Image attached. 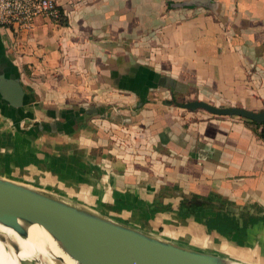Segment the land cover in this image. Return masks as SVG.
Instances as JSON below:
<instances>
[{"label": "crops", "instance_id": "obj_1", "mask_svg": "<svg viewBox=\"0 0 264 264\" xmlns=\"http://www.w3.org/2000/svg\"><path fill=\"white\" fill-rule=\"evenodd\" d=\"M55 1L66 25L38 18L31 31L0 28V51L36 96L20 126L63 123L64 110L101 113L81 121L87 125L74 135L34 138L18 132L0 104V176L143 231L201 249L216 245V254L264 264V222L229 242L154 202L157 190L177 186L264 208V141L255 127L237 117L185 115L167 105L170 99L158 101L169 93L166 86L147 93L142 83L152 89L157 74L189 99L194 94L216 107L263 111L264 0ZM140 99L148 100L141 108ZM134 111L136 119L129 115ZM123 127L138 132L123 135ZM126 143L133 147L126 150ZM149 210L156 214L148 217Z\"/></svg>", "mask_w": 264, "mask_h": 264}, {"label": "water", "instance_id": "obj_2", "mask_svg": "<svg viewBox=\"0 0 264 264\" xmlns=\"http://www.w3.org/2000/svg\"><path fill=\"white\" fill-rule=\"evenodd\" d=\"M152 76V82L155 83L152 89H149L148 80L142 81L145 83L147 93L158 90L159 86H165L168 81L157 74ZM142 98L146 99L147 95ZM32 103V96L26 92L21 82L18 66L6 56L5 49L2 48L0 104L9 108L13 115L10 116L13 126L18 132L34 138H38L40 134L69 135L76 122L84 121L86 116L101 113L96 108L80 110L72 117L65 116V123L58 120L40 121L29 129H23L20 126L24 118L23 110ZM173 104L174 101L169 100L167 105ZM142 106L140 103L139 107ZM176 106L191 112L202 110L212 116L237 117L264 124V110L252 112L240 107H216L201 100L176 103ZM16 113L19 115L18 118L15 117ZM194 203L202 205L208 202L197 200ZM0 225L14 231L23 240L29 238L30 227L35 225L41 227L60 251L76 264H248L143 231L64 196L1 176ZM13 244L20 251L18 244L15 242ZM53 262L63 264V260L58 257H54ZM21 264L43 262L33 257Z\"/></svg>", "mask_w": 264, "mask_h": 264}, {"label": "trees", "instance_id": "obj_3", "mask_svg": "<svg viewBox=\"0 0 264 264\" xmlns=\"http://www.w3.org/2000/svg\"><path fill=\"white\" fill-rule=\"evenodd\" d=\"M193 7L194 6L189 8ZM60 24L66 25L65 17ZM27 91L32 96L34 103L36 101L34 92L29 89H27ZM145 102V100L140 99V103L143 104ZM74 112L75 111L64 110L60 113V116L63 114L71 116ZM48 114L52 118H56L55 112H49ZM91 117L93 116L90 115L85 118L87 120ZM244 121L253 125L257 136L264 141V124H257L248 120ZM84 127L85 126L83 125L81 129ZM160 193L165 195L168 194L171 198L174 197L176 203L174 205L160 203L157 205L159 209L174 213L182 220L198 221L208 236L217 235L226 238L229 242H235V238H247L249 231L257 223L264 222L263 207L258 205L238 206L216 193H212L208 197H202L195 194H185L177 186H167L160 191ZM197 200L207 201L208 203L198 205L194 203V201Z\"/></svg>", "mask_w": 264, "mask_h": 264}, {"label": "bare ground", "instance_id": "obj_4", "mask_svg": "<svg viewBox=\"0 0 264 264\" xmlns=\"http://www.w3.org/2000/svg\"><path fill=\"white\" fill-rule=\"evenodd\" d=\"M17 243L20 251L14 246ZM39 258L43 264H54V257L61 258L63 264H76L64 255L52 238L39 226L29 228V238L21 239L14 231L0 225V264H21L31 258Z\"/></svg>", "mask_w": 264, "mask_h": 264}, {"label": "built area", "instance_id": "obj_5", "mask_svg": "<svg viewBox=\"0 0 264 264\" xmlns=\"http://www.w3.org/2000/svg\"><path fill=\"white\" fill-rule=\"evenodd\" d=\"M64 17L55 0H0V28L31 31L38 18L60 23Z\"/></svg>", "mask_w": 264, "mask_h": 264}, {"label": "rangeland", "instance_id": "obj_6", "mask_svg": "<svg viewBox=\"0 0 264 264\" xmlns=\"http://www.w3.org/2000/svg\"><path fill=\"white\" fill-rule=\"evenodd\" d=\"M162 96V97H161ZM171 97V92L169 91V93H167V95H161V94H158V96H157V99H158V101H161L163 98H166V99H170V100H172V98H170ZM194 100H197L196 98H195V96H194V94L192 95V96H190V99H189V97H186V96H181L180 94H178L177 93V98H176V100H175V102H174V104L172 105L173 107H176L179 111H182L185 115L188 113V112H191V111H189V110H185V109H181V108H179V107H177L176 106V103H182V104H184V103H187V102H189V101H194ZM244 109V108H243ZM136 111V110H135ZM133 112L132 114H134V115H132V114H129L130 115V118L133 116L135 119L137 118V116H136V112ZM199 111H202V110H198V111H196L195 113H197V112H199ZM199 113H201L202 115H207L208 116V113L207 112H205V111H202V112H199ZM214 118L216 119H221V117H217V116H214ZM118 124H123V125H125V127L127 128V126L128 125H126V124H131V123H118ZM30 125L27 123V124H25V126H24V128H28ZM125 127H123V130L121 131L122 132V134L123 135H129V136H132V134L131 133H135V132H138V131H135L134 129V131L133 132H129V129L127 130ZM115 129H117V128H115ZM111 131H113V130H111ZM127 144V149L126 150H129V149H131L133 146H131L132 144H129V143H126ZM131 146V147H130ZM115 148H112V146H111V149H110V155H112L113 157L114 156H116L115 154H116V152H115ZM131 151V150H130ZM114 158H116V157H114ZM117 159V158H116ZM117 162H118V160H117ZM142 211H144V210H142ZM146 215H148V217H151V216H154L155 214H156V211L155 210H149L148 211V213L147 212H144ZM204 230V229H203ZM205 233V232H204ZM206 234V233H205ZM217 235H212V236H209L210 238L211 237H216ZM173 240L174 241H176V242H182V240H179L178 238H173ZM188 244V243H187ZM236 245H239V243H236ZM203 250H205V251H207V252H212V253H221V250H220V248L218 247V246H213V247H210L209 249H203Z\"/></svg>", "mask_w": 264, "mask_h": 264}, {"label": "flooded vegetation", "instance_id": "obj_7", "mask_svg": "<svg viewBox=\"0 0 264 264\" xmlns=\"http://www.w3.org/2000/svg\"><path fill=\"white\" fill-rule=\"evenodd\" d=\"M170 81V82H169ZM174 83H173V81L172 80H168L167 81V83H165V86L168 88V90H170V92H171V97L170 98H172V100L175 102V100H176V98H177V93L179 92V88H178V85L177 84H175V86L173 85ZM168 85V86H167ZM159 88H161V87H159ZM26 90V92H27V89H25ZM76 113V112H75ZM74 113V114H75ZM74 114L73 115H71V117L72 116H74ZM64 115V114H63ZM63 115H61V116H58L59 118H63ZM65 116L66 115H64V119H65ZM70 118V117H69ZM58 122H60V121H58ZM63 122V121H62ZM66 122V119L64 120V122L63 123H65ZM86 126L87 125V123H75L74 125H73V132L70 134V135H74V134H76V133H78L79 131H81L82 129H81V127L82 126ZM16 129V128H15ZM167 186H164V188H166ZM136 188H139L138 186L136 187ZM163 188V189H164ZM163 189H160V190H157L156 192H155V203L158 205V204H170V205H174L175 203H176V200H175V198L173 197V198H171L168 194H161L160 193V191H162ZM186 194V193H185Z\"/></svg>", "mask_w": 264, "mask_h": 264}]
</instances>
